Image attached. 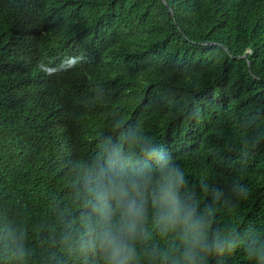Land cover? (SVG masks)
Here are the masks:
<instances>
[{"label":"trees","instance_id":"1","mask_svg":"<svg viewBox=\"0 0 264 264\" xmlns=\"http://www.w3.org/2000/svg\"><path fill=\"white\" fill-rule=\"evenodd\" d=\"M254 76L264 78V0H0V209L41 221L64 194V162L90 154L116 111L191 179L227 185L240 168L236 119L264 100ZM242 180L248 199L220 218L264 229V141ZM226 264L249 262L238 250Z\"/></svg>","mask_w":264,"mask_h":264},{"label":"clouds","instance_id":"2","mask_svg":"<svg viewBox=\"0 0 264 264\" xmlns=\"http://www.w3.org/2000/svg\"><path fill=\"white\" fill-rule=\"evenodd\" d=\"M82 60L67 53L73 68ZM253 79L264 92V78ZM183 115L200 118L194 108ZM235 140L238 175L218 186L212 176L191 179L140 121L114 112L94 150L64 162V194L51 197L41 221L0 209V264H226L238 250L264 264V229L220 218L221 209L236 217L249 197L242 177L264 141V100L236 119Z\"/></svg>","mask_w":264,"mask_h":264}]
</instances>
